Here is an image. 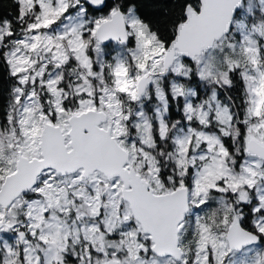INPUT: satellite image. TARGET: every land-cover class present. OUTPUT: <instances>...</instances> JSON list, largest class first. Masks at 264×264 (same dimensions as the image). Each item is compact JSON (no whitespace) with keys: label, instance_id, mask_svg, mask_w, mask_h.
I'll return each instance as SVG.
<instances>
[{"label":"snow or ice","instance_id":"1","mask_svg":"<svg viewBox=\"0 0 264 264\" xmlns=\"http://www.w3.org/2000/svg\"><path fill=\"white\" fill-rule=\"evenodd\" d=\"M0 264H264V0H0Z\"/></svg>","mask_w":264,"mask_h":264}]
</instances>
